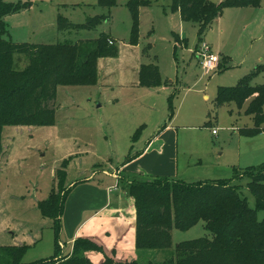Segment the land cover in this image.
<instances>
[{
	"label": "rangeland",
	"instance_id": "1",
	"mask_svg": "<svg viewBox=\"0 0 264 264\" xmlns=\"http://www.w3.org/2000/svg\"><path fill=\"white\" fill-rule=\"evenodd\" d=\"M4 1L30 4L29 8L5 17L7 40L48 45L94 40L107 34L116 39L112 40L118 47L117 55L97 61L95 84L58 86L52 125L25 124L6 126L3 130L6 151L0 161V234H3L0 243L17 240L11 230L18 238L24 232L38 234L36 243L25 254L26 264H46L55 257L52 221L41 215L35 203L49 197L56 169L66 159L68 167L72 165L70 179L76 180L80 168L124 162L126 157L137 153L141 140L157 137L158 123L163 128L167 122L178 135L175 163L182 180L210 182L230 178L236 169L264 164V135L245 137L238 131L254 127L253 118L245 114L246 106L216 102L219 87L236 86L243 78L247 77L253 86L264 85V18L261 26L255 28L249 17L245 19L248 13H243L244 9L227 7L200 40L199 25L182 21L179 11L172 8L173 0H152L140 10V49L152 46L148 55L141 53V59L144 64L159 66L162 84L147 89L132 87L137 72L133 69L136 64L133 49L128 43L133 24L129 0H117L111 9L98 6V0ZM261 6L264 8V0ZM172 14L175 15L170 19ZM60 15L76 24L97 15L109 18L91 30H64L58 25ZM177 36L186 38L187 46L179 45L175 53ZM203 43L215 52L220 50L229 55L231 64L224 69L219 67L221 60L215 71L208 72L194 53ZM28 64L27 55L15 56L17 70ZM172 93H175L174 115L170 118ZM140 127L133 142L132 137ZM213 129L217 134H213ZM248 182L247 177L238 181L239 193L256 209V198L247 187ZM257 212L264 222V211ZM172 237V249L147 251V257L140 260L162 262L176 244L211 238L212 234L201 221L186 231L173 229ZM26 238L30 243L31 238ZM62 251L60 248L58 257L71 254Z\"/></svg>",
	"mask_w": 264,
	"mask_h": 264
},
{
	"label": "trees",
	"instance_id": "2",
	"mask_svg": "<svg viewBox=\"0 0 264 264\" xmlns=\"http://www.w3.org/2000/svg\"><path fill=\"white\" fill-rule=\"evenodd\" d=\"M152 0H129L132 32L129 43H140V10ZM100 7L111 9L117 0H98ZM261 0H173L172 8L179 11L182 21L199 25V38L215 23L227 7H260ZM30 7L28 3L0 0V159L4 155L3 130L6 126L52 125L55 122V100L59 85H92L97 82V61L115 56L118 47L112 38L102 34L94 40L77 43L33 44L7 40L9 33L5 17ZM109 18L105 15L89 17L76 24L59 16L58 25L64 30L94 29ZM110 41L112 43H110ZM179 45L187 46V39L176 37L175 53ZM151 44L143 50L148 55ZM27 55L29 64L22 70L15 67V56ZM227 58L219 65L226 69ZM139 86L156 88L162 84V74L156 63L143 64L139 70ZM169 97L170 118L173 117V97ZM218 105L235 103L245 108L254 120V127L241 128L239 133L254 137L264 131V85L253 86L243 78L236 86H221L217 90ZM142 127L132 137L136 141ZM132 150V147H131ZM138 154L129 155L124 164ZM66 159L56 170V180L47 199L38 207L45 218L53 222L56 254L46 264H92L89 252L98 253L97 264H264V222L258 210L264 211V164L236 169L230 178L210 182L190 183L185 180H138L127 182L125 191L135 200L136 225L132 242L137 257H122L113 249L104 251L92 238L78 239L71 254L58 257L62 232V215L72 190L67 186ZM247 177V187L256 198V209L239 193L238 181ZM211 238L202 237L175 245L171 255L162 262L141 261L142 253L170 250L172 230H189L199 222ZM26 245L0 246V264H26Z\"/></svg>",
	"mask_w": 264,
	"mask_h": 264
},
{
	"label": "crops",
	"instance_id": "3",
	"mask_svg": "<svg viewBox=\"0 0 264 264\" xmlns=\"http://www.w3.org/2000/svg\"><path fill=\"white\" fill-rule=\"evenodd\" d=\"M262 7L263 6L260 5V7L257 8H241L245 11L243 13H248L245 19L249 17L252 22L251 24H253L255 28L261 26V19L264 18V8ZM174 15L175 14L170 15V19H172ZM176 15L178 16V14ZM241 21H244L242 17ZM180 37L183 38L182 36ZM111 38L116 40L112 36ZM141 44V39L138 45L130 44L133 49L131 50V54L136 63L133 69L137 72V79H135L132 87H139V70L144 64L141 59V53H143V50L140 49ZM123 45L128 44L123 42ZM212 51L219 54L220 60L226 57L227 64L231 62L232 59L229 55H223L220 50L218 52ZM232 65L234 66V64ZM168 82L173 84V81ZM159 124L160 123L157 124L159 132L157 137L149 141L148 138L141 140L140 148H136V154L138 155L127 164L119 162L115 165L110 164L108 167L95 164L92 169L82 170L80 168L78 170L79 177L76 180L70 179V168L72 165L67 167V186L72 187V190L66 200L62 215V232L60 238V248L64 250L62 253L66 251H68L67 253L72 252L78 239L92 238L101 245L107 253L116 249L117 253L122 257H137V252L132 242L136 225L135 200L128 196V193L125 191V184L138 180H182L179 178L178 165L175 163V145L178 140V135L173 126L169 123L167 124L166 122L163 128H160ZM240 129L241 128H239L238 131ZM261 135H264V131L259 134V136ZM154 146L155 150H153ZM132 148H134V146H132ZM75 154L80 155L79 153ZM77 158L78 157H76V159ZM40 201L42 200H36L35 203L39 211L38 204ZM11 234L14 235V238H17V240L9 244L0 243V246L26 245L30 248V246L36 243V239L38 238V234H33L31 231L24 232L22 238H18V234L12 230ZM1 235L3 234H0V236ZM26 237L31 238L30 243L25 241L27 239ZM147 254L148 252L142 253L141 257H147ZM89 256L92 264H97L101 258L95 251L89 252Z\"/></svg>",
	"mask_w": 264,
	"mask_h": 264
},
{
	"label": "built area",
	"instance_id": "4",
	"mask_svg": "<svg viewBox=\"0 0 264 264\" xmlns=\"http://www.w3.org/2000/svg\"><path fill=\"white\" fill-rule=\"evenodd\" d=\"M110 43L112 42L110 41ZM195 52L200 58L202 67H204V69L208 72L215 71L218 68L221 61L220 56L219 54L214 53L208 44L203 43L202 47L197 49ZM213 134H217L216 129H213Z\"/></svg>",
	"mask_w": 264,
	"mask_h": 264
}]
</instances>
